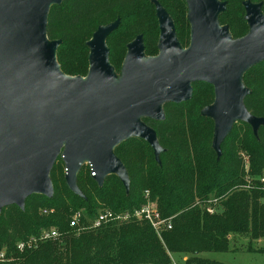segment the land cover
<instances>
[{
  "label": "trees",
  "instance_id": "obj_1",
  "mask_svg": "<svg viewBox=\"0 0 264 264\" xmlns=\"http://www.w3.org/2000/svg\"><path fill=\"white\" fill-rule=\"evenodd\" d=\"M157 1L170 14L179 43L187 48L191 28L186 0ZM221 1L226 2V8L219 13L218 22L228 27L233 39L250 29L246 1L261 4L264 13V0ZM155 8L154 0H62L54 4L46 32L50 40L61 39L57 49L61 69L70 75L85 73L87 41L99 26L118 19L119 25L106 39L109 61L117 72L127 43L139 34L143 35L146 56H156L160 28L153 15ZM242 79L250 89L245 107L264 117V62L250 67ZM193 87L189 100L163 105V120L142 118L155 129L163 147L158 158L153 147L139 137L114 149L127 168L128 188L116 174L107 175L98 184L87 164L77 174L82 195L76 194L67 185L65 163L59 157L50 172L52 197L34 194L26 198L23 209L4 207L0 211V248L5 247L13 260L1 264H174L172 253L186 255L183 264H223L203 253L227 251L231 234L264 238V124L254 133L248 122H234L219 154L213 147L214 121L202 114L213 101V86L198 82ZM146 191L157 202L161 215L172 218V228L161 232L162 239L146 220L110 222L81 231L70 226L77 211L83 213L86 223L105 209L132 211L146 201ZM46 207L54 212L44 214ZM45 228H56L60 235L35 248L16 249L20 240ZM259 250L264 252V248Z\"/></svg>",
  "mask_w": 264,
  "mask_h": 264
},
{
  "label": "water",
  "instance_id": "obj_2",
  "mask_svg": "<svg viewBox=\"0 0 264 264\" xmlns=\"http://www.w3.org/2000/svg\"><path fill=\"white\" fill-rule=\"evenodd\" d=\"M62 0H0V211L24 208L34 194L53 196L50 172L57 159L65 163L68 187L82 195L77 174L86 161L102 184L116 174L126 188L129 175L114 149L131 137L147 141L155 156L163 150L154 128L142 118L163 120V105L192 97L193 84L208 83L214 101L202 114L214 121L213 147L221 144L234 122L252 125L264 117L245 107L250 89L244 73L264 62V13L261 4L245 2L249 31L233 39L218 15L220 0H186L190 44L181 46L174 22L154 0L159 20V53L146 56L143 35L128 43L121 74L109 61L106 39L119 25H101L87 45L86 76L66 74L57 60L61 39L47 36L48 15Z\"/></svg>",
  "mask_w": 264,
  "mask_h": 264
},
{
  "label": "built area",
  "instance_id": "obj_3",
  "mask_svg": "<svg viewBox=\"0 0 264 264\" xmlns=\"http://www.w3.org/2000/svg\"><path fill=\"white\" fill-rule=\"evenodd\" d=\"M88 164L90 166L92 176L95 177L96 172L92 170L89 162ZM262 180L264 182V178ZM145 199L146 201L140 207H137L132 211L126 210L122 212H114L110 209L102 210L87 223L82 219L83 213L81 211H77L71 217L70 226L76 228L77 231H81L87 228L98 229L110 222L121 223L127 222L131 219H136L148 221L159 235L162 231L171 229L172 218H166L161 215L157 202L150 198L148 191L145 192ZM208 210L210 212H214L213 208H208ZM42 212L44 214H48L53 212V210L46 207L42 209ZM59 235L60 232L56 228H45L38 235H33L25 240H20L16 245V249L23 251L25 249L35 248L41 242L56 239ZM12 260L13 257L12 255L9 256L6 248H0V264Z\"/></svg>",
  "mask_w": 264,
  "mask_h": 264
},
{
  "label": "rangeland",
  "instance_id": "obj_4",
  "mask_svg": "<svg viewBox=\"0 0 264 264\" xmlns=\"http://www.w3.org/2000/svg\"><path fill=\"white\" fill-rule=\"evenodd\" d=\"M187 7H188V5H187ZM153 15H155V17L157 18V21L159 23V20H158L157 14H156V8H155V14H153ZM189 25H190V23H189ZM114 40L116 41V37L114 38ZM119 44L120 43H117L115 45L116 48H118L120 46ZM126 49H127V46H126ZM89 52H90V48H89ZM122 66H123V64H122ZM114 69H115V67H114ZM121 70H122V67H121ZM121 70L117 72L115 69L117 77L120 76ZM88 71H89V64L87 66V71L85 73L76 74V75L68 74V75H70V76H86L88 74ZM193 86H194V84H193ZM203 86H206V85H203ZM193 89H194V87H193ZM213 90H214V88H213ZM214 97H215V95L212 97L213 101H214ZM213 101H212V103H213ZM124 142L125 141H123V143ZM87 164H88V161H86L84 163V165H87ZM50 208L54 212V209L52 207H50ZM213 209L215 210V208H213ZM159 236L162 239L161 234ZM229 238H230V244H229V249L227 251H223V252L212 251V252L203 253V255L205 257L210 258L211 260L218 261V262H221L223 264H264V252H260V250H259L260 248H264V238H261L259 240H252L249 236L244 235V234H236V235L231 234V235H229ZM171 258H172L174 264H183L184 260L186 259V255L178 254V253L177 254L172 253Z\"/></svg>",
  "mask_w": 264,
  "mask_h": 264
}]
</instances>
